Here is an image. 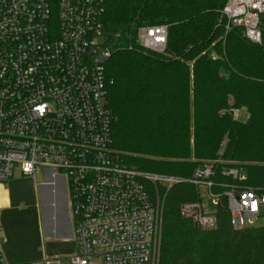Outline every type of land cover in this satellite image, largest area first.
I'll return each instance as SVG.
<instances>
[{
    "label": "built area",
    "instance_id": "obj_1",
    "mask_svg": "<svg viewBox=\"0 0 264 264\" xmlns=\"http://www.w3.org/2000/svg\"><path fill=\"white\" fill-rule=\"evenodd\" d=\"M105 1L0 0V182L15 171L33 180L38 171L63 180L74 222L69 264H156L163 192L180 182L197 192L203 187L210 198L211 211L199 195L179 206L181 216L201 229L215 226L220 195L234 229L264 217V186L241 184L239 166L222 165L230 181L214 193L218 160L196 164L187 178L122 162L112 147L107 51L92 41L101 40ZM219 15L225 33L239 28L244 40L264 50V0H227ZM166 30L139 28L138 46L163 53ZM229 116L237 120L238 109ZM52 261L58 260L19 264ZM0 264H8L1 250Z\"/></svg>",
    "mask_w": 264,
    "mask_h": 264
},
{
    "label": "trees",
    "instance_id": "obj_2",
    "mask_svg": "<svg viewBox=\"0 0 264 264\" xmlns=\"http://www.w3.org/2000/svg\"><path fill=\"white\" fill-rule=\"evenodd\" d=\"M226 1H105L112 147L127 166L187 178L196 164L218 160L214 193L230 181L222 165L241 167V184L264 186V50L239 28L224 32ZM157 25L167 29L161 54L136 41L139 28ZM231 108H243L246 121L232 120ZM198 199L186 182L163 192L156 264H264V224L234 229L220 195L215 226L201 229L179 212L182 202Z\"/></svg>",
    "mask_w": 264,
    "mask_h": 264
},
{
    "label": "crops",
    "instance_id": "obj_3",
    "mask_svg": "<svg viewBox=\"0 0 264 264\" xmlns=\"http://www.w3.org/2000/svg\"><path fill=\"white\" fill-rule=\"evenodd\" d=\"M26 179L15 171L0 182V250L8 264L53 260L64 248L75 249L63 180L46 173L28 186L21 183Z\"/></svg>",
    "mask_w": 264,
    "mask_h": 264
},
{
    "label": "rangeland",
    "instance_id": "obj_4",
    "mask_svg": "<svg viewBox=\"0 0 264 264\" xmlns=\"http://www.w3.org/2000/svg\"><path fill=\"white\" fill-rule=\"evenodd\" d=\"M92 41L94 43H96L97 45H100V43H101L100 42L101 41L100 38L97 37V36H93L92 37ZM261 47L263 48V45ZM246 119H247L246 111L243 108H239L238 109V118H237V120L240 121V122H244V121H246ZM22 177H24V178L27 177L28 178L25 181H21V183L23 185L30 186V185L34 184L33 178L31 176H23L22 175ZM35 180H36V182L43 181V173H42V171H39L35 175ZM198 195H199V197L202 200V204L204 206V209L207 210V211H211L213 209V206L210 204V198L207 195V193H206V191H205V189L203 187H199L198 188ZM263 224H264V217L263 216L259 217L258 219H255V220H245L243 222L244 227L259 226V225H263ZM73 252L74 251H73V248H71V246L64 248L58 255H56L54 258H52L53 260H58V261L57 262L56 261H52L51 264H69L66 261V258H68L70 255H72ZM96 263L97 264H101V261L98 260Z\"/></svg>",
    "mask_w": 264,
    "mask_h": 264
}]
</instances>
